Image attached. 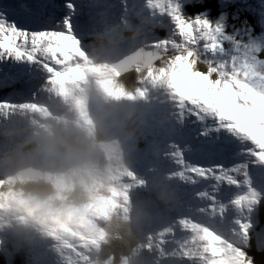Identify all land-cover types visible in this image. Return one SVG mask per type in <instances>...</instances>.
<instances>
[{"label": "rangeland", "instance_id": "1", "mask_svg": "<svg viewBox=\"0 0 264 264\" xmlns=\"http://www.w3.org/2000/svg\"><path fill=\"white\" fill-rule=\"evenodd\" d=\"M67 1L88 5L89 9L93 7L90 2L97 3L99 14L93 18H84L86 23H93V26L91 30L86 28L83 34L87 32L95 35L93 33L95 30L101 34L95 36L107 38L103 35L110 27L130 26L132 43L139 46L142 51H149L145 61L151 56L158 55L160 58H166L163 62V65H166L169 53L161 46L163 39L168 35V20L164 14L165 0H54L60 6L61 18L66 11ZM242 2L243 0H220L221 11L219 9V12H213L212 16L211 9H208L207 18L213 23L222 22L228 32L240 28L241 24L247 21L254 29V33L259 35L264 31L259 16L261 0H246L250 6L246 9L240 8ZM93 12L94 15L97 14L94 8ZM141 15H144V18ZM134 17H140L142 24L131 23ZM80 22L85 23L82 19ZM159 29H165L166 34L160 35ZM114 31L117 32L115 29ZM120 33L119 38L110 39L108 44L123 41ZM108 51L110 54L105 57L96 47L92 48L91 53H85L80 49L79 43V50L72 53L68 60L54 65L55 70L51 74L46 70H38L31 88L26 87L24 83L7 92L4 90H8V87L4 88L3 92L0 88V98H9L6 103L0 104V124L19 123L22 115L39 120L48 113L63 111L69 105L79 108L80 101L73 98L72 91L85 84L89 85L94 94L103 93L109 97L128 99L135 97L146 101L143 103L145 105L141 104V107L145 108L141 110L140 107V110L145 114L144 128L150 133L151 138H144L145 142L141 145L126 147L124 152L126 162L116 169L111 183L104 189L111 195L100 192L96 198L99 202L92 201L87 213L76 220H53L49 223L53 225L52 228L49 226L48 241L55 238L57 243L63 240L64 245L68 246L63 252L61 251L65 247L61 246L59 258L54 256L56 263L91 264L92 261H98L99 254L106 255L105 240L110 221L118 210L123 218H132L136 228L141 231L142 242L133 248L130 255L126 256L120 252L116 259V254H110V260L105 263L102 261L101 264H249L251 259H248L245 250L251 245L252 231H257V248L264 247V228L260 231L254 229L263 198L251 203L250 206L245 205L244 214L229 216L230 227L227 231L220 230L217 223L222 221L228 205L229 208L237 205L232 202L234 197L230 195L226 201L224 200L221 208L215 210V205L221 203L217 198L219 193H215L211 188L213 182H208L206 189L190 192V187L186 184L192 183L179 179L176 175V165L165 156L167 145L175 140V137L169 134V129L174 126V118L173 108L165 103L166 97L159 82L160 68L156 65L150 68L151 65H148L150 69L142 76L135 94L126 96L120 89L113 87L112 76L117 74V70L107 63V58H112L122 65H128L130 58L117 55L114 50ZM103 59L104 63L101 62ZM124 60H127L126 63ZM45 80L57 91V101L51 104H45L44 101L47 85ZM146 110L157 125L148 118ZM188 136L186 131V140L183 143L176 141L182 150L190 148L192 150L190 155L188 151H184L186 162L198 167H205V164L209 166L205 160L196 157L197 154L191 147L193 142ZM195 147L197 149V145ZM226 166L232 167V163ZM0 179H3V176H0ZM3 181L5 180H0V183ZM202 183L204 185L206 182L201 180L200 184ZM147 192H150L151 196L173 203H170L169 208L172 216L170 220L168 217L151 216L149 213L134 210L135 198L137 202L142 201L143 193ZM5 194L6 187L0 189V196ZM155 205V202L151 201L150 206L156 207ZM5 207L6 199H0V210ZM201 215L204 217L203 220ZM62 236L70 237V241L69 238H60ZM76 240L80 242H75ZM49 246L48 258L52 259L49 255L53 256L54 247L52 244ZM261 256H264V251L254 257Z\"/></svg>", "mask_w": 264, "mask_h": 264}, {"label": "snow or ice", "instance_id": "2", "mask_svg": "<svg viewBox=\"0 0 264 264\" xmlns=\"http://www.w3.org/2000/svg\"><path fill=\"white\" fill-rule=\"evenodd\" d=\"M190 2L165 0L168 35L161 46L169 59L158 78L175 120L169 129L175 140L165 156L176 165L179 179L214 182L219 203L231 195L243 211L264 198V31L256 35L244 21L228 32L206 13L186 15L184 5ZM88 7L68 2L61 18L54 0H0V88H15L18 82L31 88L38 70L51 74L54 65L77 52V36L87 27L80 18ZM249 7L243 0L240 8ZM259 16L264 28V0ZM8 100L0 98V104ZM187 117L199 122L197 151L208 167L187 163L184 151L191 150L176 143L187 138Z\"/></svg>", "mask_w": 264, "mask_h": 264}, {"label": "clouds", "instance_id": "3", "mask_svg": "<svg viewBox=\"0 0 264 264\" xmlns=\"http://www.w3.org/2000/svg\"><path fill=\"white\" fill-rule=\"evenodd\" d=\"M72 95L79 108L69 105L39 120L22 115L19 123L0 124L3 264H48L49 223L87 213L126 162V147L139 142L145 124L140 105L146 101L94 94L88 84ZM113 223L125 233L131 230L127 221Z\"/></svg>", "mask_w": 264, "mask_h": 264}, {"label": "trees", "instance_id": "4", "mask_svg": "<svg viewBox=\"0 0 264 264\" xmlns=\"http://www.w3.org/2000/svg\"><path fill=\"white\" fill-rule=\"evenodd\" d=\"M215 6H216V4H214L212 0H204V2L201 5L196 4V5L186 6L185 7V14L188 16H193V15H196L198 13H204L207 9H211L210 14L213 16L214 13L212 14V12H213L212 7H215ZM249 19L251 20L252 18L249 16ZM98 43H99L98 40H94L93 37L88 36L87 34H84V39L80 40V47H81V49L83 47L84 52L91 53L93 46L94 47L97 46ZM260 58L264 59V54H260ZM164 59H166V58L165 57H161V58L159 57L149 67L151 68L154 65H156L157 68H161L163 66ZM101 62L104 63V59ZM150 68L143 67L142 63H140V64L135 63L133 65L127 66L128 70L122 74H120L118 72V70L116 69L117 74L112 76V80L114 81L113 87L116 89H120L122 92H133L135 89H137L138 84L142 79V76H144ZM3 179L5 180L4 177H3ZM3 179H0V180H3ZM0 187H1L0 189H3L6 187L5 181L0 183ZM101 192L107 193L104 190ZM108 195H111V194H108ZM113 201H115V200L113 199ZM96 202H99V201L97 200ZM159 206L163 207L161 202H160ZM114 221H118L121 223H123L125 221L129 222L131 224V230L126 232V233L121 231L118 227H116L114 225V223H113ZM258 224H259L258 226H259V230H260L264 226V202H263L262 208L258 214ZM141 242H142L141 233L136 228V225L134 224L132 218H130V217L129 218H125V217L123 218L121 213L118 210H116L113 219H111V221H110L108 234H107V237L105 240L106 255L101 258V261H104L105 258H109L110 254H116V259H118L119 256L117 254H119L120 252L123 253L124 255L128 256L131 254V251L133 250V248L138 246ZM250 244H251L250 247H247L245 251L247 253L246 255H247L248 259H251L249 264H254V261H253L254 256L257 255L258 253H260L261 251H263L264 247L260 246L259 248H257L255 237H252V241ZM0 264H3V261H1Z\"/></svg>", "mask_w": 264, "mask_h": 264}, {"label": "bare ground", "instance_id": "5", "mask_svg": "<svg viewBox=\"0 0 264 264\" xmlns=\"http://www.w3.org/2000/svg\"><path fill=\"white\" fill-rule=\"evenodd\" d=\"M105 1H107V0H105ZM100 7H102V6H100ZM98 14H99V12H97L96 16H98ZM44 82L47 84L46 85V94H45L46 97H45L44 101H45V104H51L53 101H57V91L55 89H52V86H50V84L48 83L47 80H45ZM194 119H195L194 117H187L186 118V131L189 134L188 139L191 142H193V144L191 145V147L194 148V152L197 154L196 157L201 158L200 155H199V153H198V151H197V149H195L196 148L195 146L197 145L196 142L199 139H201V137L198 135L199 132L196 131V129H197L198 125H199V122H193ZM197 147H198V145H197ZM189 150H191V148ZM185 152H184V154H185ZM191 153H192V150L190 152L188 151V154L189 155ZM198 158H197V160H198ZM203 162H205V161H203ZM235 162L236 163H239L241 161H235ZM229 163H232V162H229ZM205 167H208L207 164H205ZM186 185L190 187V188L188 187L190 189V192L191 191L194 192L197 189H206L207 188L206 186H208V182H206L204 185H203V183L202 184H199V183L198 184H193V183L192 184H189V183H187ZM228 187H229L228 185H225V184L222 185V188H224V189H228ZM234 191H235V189L233 188L232 189V192H234ZM228 197L225 198L224 200L226 201L228 199ZM217 198L219 200L222 199V196H221L220 193H219V196H217ZM222 205L223 204H217V205H215V210L216 209H220ZM237 214L238 215L244 214L243 211H241V207H237V205H234L232 208H229V205H228L225 213L222 216L223 219H222V221H218L217 227L220 230H223V231L226 230L227 231V229L230 227V224H231L230 221L228 220V217L229 216H232V215H237ZM201 216H202V220H203L204 217H203V215H201ZM52 225L53 224H50L49 226L52 228ZM60 238H63V239L69 238V241H70V237H68V236H66V237H63L62 236ZM64 242L65 241L61 240L60 243H57V241L55 240V238L52 241H48V243L49 244H52V246L54 247V254H53V256L49 255L53 260L50 259V258H48V264H57L56 261H55L54 256L55 257L57 256V258H59L58 254L60 253L59 251L61 250V246L65 247L61 252H63V251H65V250L68 249V246L67 245H64L65 244ZM75 242H80V241L79 240H76ZM56 250H57V255H56ZM262 257H264V256H262ZM191 264H193V263H191Z\"/></svg>", "mask_w": 264, "mask_h": 264}, {"label": "water", "instance_id": "6", "mask_svg": "<svg viewBox=\"0 0 264 264\" xmlns=\"http://www.w3.org/2000/svg\"><path fill=\"white\" fill-rule=\"evenodd\" d=\"M121 51L130 55L131 58H132V63H142L143 64V67H147L148 65H151V63H153L155 60H157L159 58L158 55L156 56H151L149 60L145 61V58L149 55V54H144V53H141L139 52L138 49H135V48H131L127 45H122V47H120ZM100 52L104 55H107L108 54V51H105V50H102L100 49ZM107 63L111 66H114L116 67V69L118 70V72L120 74L124 73L125 71H127V66L128 65H122L120 62L118 63V61H114L112 58H107ZM137 209H144L143 207H139V204L137 206ZM253 261H254V264H264V257L261 256L256 258L254 257L253 258Z\"/></svg>", "mask_w": 264, "mask_h": 264}]
</instances>
